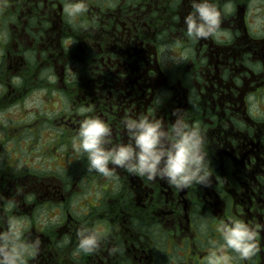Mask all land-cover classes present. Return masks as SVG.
<instances>
[{"label":"flooded vegetation","instance_id":"1","mask_svg":"<svg viewBox=\"0 0 264 264\" xmlns=\"http://www.w3.org/2000/svg\"><path fill=\"white\" fill-rule=\"evenodd\" d=\"M213 2L221 31L193 41L188 0H86L73 18L65 0H0V231L16 217L39 237L25 264H206L220 221L264 224V0ZM177 109L204 136L207 187L104 177L74 148L85 116L115 144L126 116L170 128ZM82 226L93 253L78 250ZM258 241L247 260L222 254L264 264V228Z\"/></svg>","mask_w":264,"mask_h":264},{"label":"clouds","instance_id":"2","mask_svg":"<svg viewBox=\"0 0 264 264\" xmlns=\"http://www.w3.org/2000/svg\"><path fill=\"white\" fill-rule=\"evenodd\" d=\"M188 3L190 10L183 17L186 36L193 41L216 36L221 31L222 13L213 0H188ZM63 10L73 18L87 12L88 4L86 0H65ZM90 111V108L80 109L81 113ZM180 112L177 109L173 114ZM123 128L127 142L113 144L111 127L103 119L85 116L79 122L73 144L86 157L90 171L115 178L119 167L149 181L165 180L178 190L194 184L210 185L204 136L198 125H190L177 115L171 127L165 128L161 120L142 115L126 116ZM262 228L264 224L249 225L240 218L220 221L217 231L222 243L209 241L206 264H229L230 258L222 254L224 249H231L244 260L255 256L260 250L258 237ZM77 236L78 250L84 253H93L100 246L99 236L87 227L77 229ZM40 244L39 237L25 238L19 219L13 217L7 229L0 231V264H25L26 256L38 254Z\"/></svg>","mask_w":264,"mask_h":264}]
</instances>
